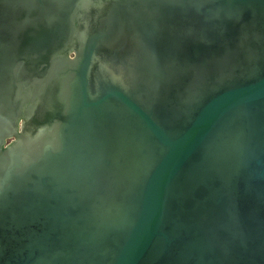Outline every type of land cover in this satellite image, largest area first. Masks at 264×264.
Wrapping results in <instances>:
<instances>
[{
  "label": "water",
  "instance_id": "1",
  "mask_svg": "<svg viewBox=\"0 0 264 264\" xmlns=\"http://www.w3.org/2000/svg\"><path fill=\"white\" fill-rule=\"evenodd\" d=\"M4 7L0 264H264V0Z\"/></svg>",
  "mask_w": 264,
  "mask_h": 264
},
{
  "label": "flooded vegetation",
  "instance_id": "2",
  "mask_svg": "<svg viewBox=\"0 0 264 264\" xmlns=\"http://www.w3.org/2000/svg\"><path fill=\"white\" fill-rule=\"evenodd\" d=\"M10 5V4H9ZM96 3H93L92 6H95ZM11 6V5H10ZM8 13L6 11V8L4 7L3 11L0 10V43H2V45H0V51H3L0 54H5V57L9 58V61L7 62V64H9V66H12L13 64L16 63V61L18 59H20V57L17 55V49H14L15 47V43H16V36L17 34H20L21 32H17L16 26H17V19L16 16L13 14ZM63 39V35L62 38ZM58 43H61V41H58ZM6 44V45H5ZM69 47H71V44L74 45V47L78 48V42L72 41L71 43H69ZM76 44V45H75ZM5 46V47H4ZM3 48V49H2ZM108 52V61L106 62L107 64L111 65L110 62H112V48H106ZM42 52H47V55H43L42 58H39L35 63L37 65H39V67L43 66L42 70H45L48 68V66L51 64V60H52V56L54 54V50H41ZM70 52H73V58L76 56V50H70ZM21 56V55H20ZM103 56V54H102ZM22 58V56H21ZM29 62H25L23 67L28 68L29 66ZM120 66H127L129 67L128 63H126L125 61L121 62ZM99 68V64L95 63L93 70L96 71Z\"/></svg>",
  "mask_w": 264,
  "mask_h": 264
},
{
  "label": "rangeland",
  "instance_id": "3",
  "mask_svg": "<svg viewBox=\"0 0 264 264\" xmlns=\"http://www.w3.org/2000/svg\"><path fill=\"white\" fill-rule=\"evenodd\" d=\"M71 54H73V52H71ZM74 55V54H73ZM9 141H11V138L9 139Z\"/></svg>",
  "mask_w": 264,
  "mask_h": 264
}]
</instances>
